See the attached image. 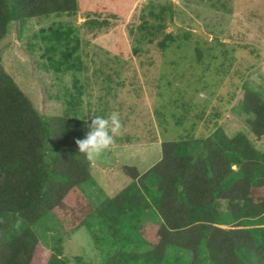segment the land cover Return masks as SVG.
Returning <instances> with one entry per match:
<instances>
[{"label":"trees","instance_id":"obj_1","mask_svg":"<svg viewBox=\"0 0 264 264\" xmlns=\"http://www.w3.org/2000/svg\"><path fill=\"white\" fill-rule=\"evenodd\" d=\"M78 11V0H0V42L13 23L22 31L30 20ZM40 36L52 69L78 70L71 29L42 28ZM74 88L72 107L85 94ZM242 107L247 134L229 137L217 126L207 137L164 140L157 163L144 173L122 166L130 184L95 207L82 190L92 160L76 144L89 123L76 108L40 114L0 59V264L82 263L64 257L62 241L42 245L33 226L46 214L66 237L86 228L101 264H264V152L251 138L264 136V100L247 89Z\"/></svg>","mask_w":264,"mask_h":264},{"label":"rangeland","instance_id":"obj_2","mask_svg":"<svg viewBox=\"0 0 264 264\" xmlns=\"http://www.w3.org/2000/svg\"><path fill=\"white\" fill-rule=\"evenodd\" d=\"M78 4L75 16L36 18L22 31H15L18 24L13 23L0 42V59L42 115H71L76 108L77 116L90 124L93 116L119 113L122 128L114 147L93 159L107 168L105 176L99 177L94 167L91 181L82 185L92 205L99 206L130 183L119 167L142 161L139 151L150 158L141 170L157 163L158 141L207 137L217 126L229 137L248 133L244 92L257 91L264 100V0H78ZM57 25L77 37L75 55L81 64L72 63L80 71L52 69L43 55L44 41L34 37L42 28ZM17 36L25 38L17 41ZM168 36L175 40L163 49ZM75 81L85 94L82 103L72 107L68 103ZM251 138L256 145L259 139ZM118 145H126L129 154L118 158L116 165V154H122ZM33 230L47 249L62 241L68 260L102 262L86 228L66 237L57 220L46 214Z\"/></svg>","mask_w":264,"mask_h":264},{"label":"clouds","instance_id":"obj_3","mask_svg":"<svg viewBox=\"0 0 264 264\" xmlns=\"http://www.w3.org/2000/svg\"><path fill=\"white\" fill-rule=\"evenodd\" d=\"M87 127L89 130L84 138L77 139L76 144L80 153L93 160L115 143V137L120 134L122 124L119 113L113 112L107 118L93 116Z\"/></svg>","mask_w":264,"mask_h":264},{"label":"crops","instance_id":"obj_4","mask_svg":"<svg viewBox=\"0 0 264 264\" xmlns=\"http://www.w3.org/2000/svg\"><path fill=\"white\" fill-rule=\"evenodd\" d=\"M115 141H116V139H115ZM161 142V141H160ZM160 142L158 141V145L157 146H159L160 148H161V145H160ZM121 144H123V142L121 141ZM113 147H114V145H113ZM112 147V148H113ZM118 147L120 148V152L122 153L121 155H117L116 154V165H118V162H119V160H118V158L119 159H122V160H124V153H127V154H129V149L127 148V146L126 145H118V146H116V148L118 149ZM255 147L259 150V151H261V152H264V137H262L260 140H257L256 141V145H255ZM150 149H152V148H148V150H150ZM153 151V150H152ZM138 155V157L142 160V161H140V162H138V163H134V164H132V166H135V167H137V169L139 170V172L140 173H144L145 171H147L151 166H153L154 164H150L146 169H144V171L143 170H141V166H142V164H144L145 162H149V157L148 156H146V154H141V152L139 151V154H137ZM142 155H143V157H142ZM157 158V157H156ZM159 159H161V154L159 155ZM158 159V160H159ZM144 160H146V161H144ZM157 160V161H158ZM122 166H124V165H120V167H119V169H120V171H121V167ZM94 167L98 170V172H97V174H98V176L100 177L101 175H104L105 176V173H106V170H107V168H104L103 166H101V164L100 163H98V162H94L93 160H92V168L94 169ZM130 180V182H131V179H129ZM130 184V183H129ZM128 184V185H129ZM114 197V196H113ZM112 198V197H111Z\"/></svg>","mask_w":264,"mask_h":264},{"label":"water","instance_id":"obj_5","mask_svg":"<svg viewBox=\"0 0 264 264\" xmlns=\"http://www.w3.org/2000/svg\"><path fill=\"white\" fill-rule=\"evenodd\" d=\"M200 35H202V36H204V37H207V36H205L204 34H202V33H199Z\"/></svg>","mask_w":264,"mask_h":264}]
</instances>
